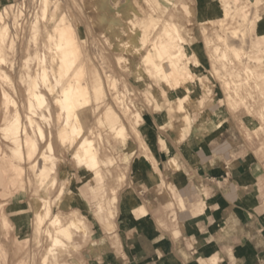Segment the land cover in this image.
I'll return each mask as SVG.
<instances>
[{
  "label": "rangeland",
  "instance_id": "obj_1",
  "mask_svg": "<svg viewBox=\"0 0 264 264\" xmlns=\"http://www.w3.org/2000/svg\"><path fill=\"white\" fill-rule=\"evenodd\" d=\"M53 1L56 3L52 2V5H57L56 16H60L67 12L79 31V35L82 38L84 45V52L87 54L90 62L87 73L88 77H90L91 69H96L102 76L106 85L107 96L102 98V101L100 100L99 103L93 101L94 103L91 104L92 106H89L92 112V119L88 126L89 129L87 128L85 131V135L93 138L96 146L98 145L97 147L102 158L101 169L105 175V180L101 188L89 187V181L92 184H95L96 182L91 181V173H86L84 169L77 164L74 155L75 148L62 146L58 142L57 130L63 122L62 115H60V109L54 102L55 97L59 95L58 90L51 92L48 91V88L45 86L41 87V90L47 94L48 103L51 109V112H49L47 108L39 110L47 115H51L48 116V118H42V120L40 117L41 115H38L42 112L39 111L35 116L37 122L39 121L46 132V138L44 140H41L38 137L36 127L30 126L28 122V80L32 74H35L38 71L39 65L37 63V54L45 51L48 52L47 45L49 44V40L47 39V34L52 30L54 25L50 15L51 12H49L48 17L44 20L42 17L40 0H0V10L4 7L10 9V16L5 19L10 27V34L3 52L5 60L0 59V72L9 75L8 79L0 76V174L6 175L8 173L7 175L12 178V173L15 171L12 168L9 169L2 161V158L6 154H11V149L9 147V144L11 143L9 139L4 138L1 128L6 123V118H12L16 111H20L23 125L28 133L39 139L40 152L46 149V145L49 141H53L54 146L56 145L55 154L57 148L58 154H56V156L61 153L63 154V158L57 156V173L47 178L45 182H42L38 178L36 173L37 169L35 170L32 167L33 163L31 162L23 164L26 167V173L19 181H17V183L4 185L6 179H4V181L0 179V211H3L7 207H4L2 204L3 198H10L11 205L8 209L10 208L11 210L15 209L19 200H25L26 198V201L31 203L29 208L34 211V214L42 209L43 201L48 200L52 204L51 215L55 216L58 214L62 218V225L66 226L73 234V239L68 242L69 247L67 249L62 250L60 248H54L52 246L51 238H48L46 233L43 232L48 229L54 232L55 229L54 225L51 223L52 216L50 215L47 217L38 229V234L42 238L38 239L34 236L33 239V249L37 250L35 255L36 264H40L39 260L41 258L42 264H66V255H69L70 258L82 257L86 249L93 247L94 235L89 231L84 215H87L92 221H97V219H99L107 226V228L113 227V219L115 218L118 202V193L126 187L127 178L129 177L130 151L135 149V147H138L140 150L138 155L141 156V158L153 160L155 162V159L149 153V148L147 147L141 131V124L144 119L143 111L146 108L155 111L159 110L157 107V99L153 95L155 90L156 92L162 89L166 90L167 97L170 100L166 105L165 103L163 105L162 102L163 108L161 109L162 111L158 112L160 116L156 117L157 122L161 128H165L168 125V121H171L169 124H171V127L174 125V129L177 130L179 138H184L186 136L191 124L198 123L203 117L209 115V112H207V108L209 107H213L214 109L219 108L216 113L217 115L222 113V111L227 112L233 114L235 119L241 122V117L245 113L250 115L255 114L261 119L258 111L264 106L263 101L258 103L259 94L261 96V94L263 95L264 93V43L261 44L259 49L255 51L252 50L251 52L248 42V39L252 36L251 35L248 36L245 43L240 44V50L244 56H247L248 54L252 55L254 53L255 57H253L255 60L253 57H250L251 60H247L245 63L247 66L253 67L254 71L257 72L256 76L259 78H257V80H260L259 83L261 85L260 87H253L255 86L254 80H251L252 82L248 84L244 83V76L240 78L238 82L242 85L239 86L240 96L237 98L240 100L236 103H233L229 99V94L234 93V88L227 87L223 81L226 76H218L214 70L205 39L208 34L211 35V38H217L218 34L226 37V30L223 28L221 29L218 22H215V20L217 21L222 16L223 5L221 0H211V3H207L209 0H196L195 6L197 15L193 18L195 23L193 19L188 17L181 5L178 4L177 1L179 0H175V6L170 5V11L174 8V10L178 12V14L176 13L177 21L184 22L185 24L180 23V26L182 29V35L187 39L185 47L190 57L188 60L190 61L188 67L194 74V79H191L190 81L187 79L185 80V76H182V88H178L176 85L171 87L167 82L154 76L147 67H144V69L141 68V73H135L134 70L136 66H139L140 63L142 64V59H140L141 56L134 54V52H120L113 49V44L122 39L116 37L114 32L120 27L126 26L128 19L125 16L123 17L122 22L116 23L112 27L108 20L115 16V12L108 11L103 4V0ZM141 1L142 6H140V8L148 7L145 0ZM250 1L251 0H239L241 5L250 4L247 8L252 9L250 7H253V4H251ZM22 3H24L23 6L25 8L24 16H21L20 14ZM122 8L124 9V7ZM258 8L263 17L261 23H264V0L260 2ZM179 16L182 17V19L179 18ZM36 17L39 20L40 25V32L38 33L37 39L34 38L31 28V24ZM158 21L159 20L157 19L152 22L154 25L151 27L152 33L150 34L152 40H154V38L157 39L164 24L162 23L163 21ZM230 25L233 26L231 23ZM204 28L206 37L204 34L205 32L203 31ZM12 37L16 38L15 41ZM48 54L49 56L51 55V53H47V55ZM257 54L262 58L261 64H258L259 60H257ZM195 59L199 60L198 64L195 63ZM128 60L130 62H128ZM50 64L51 63L48 60V65ZM238 64L237 67L235 66V68L232 69L238 70V68H243V66L240 67ZM240 71H242V69H240ZM113 76H115L118 83L116 89L111 87L112 85L109 80ZM230 78L231 77L229 76L226 79L233 81V79L230 80ZM251 86L254 90H257L256 94H254L255 91ZM185 88L191 90V94L194 98L191 104L193 118L181 125V118L177 114L170 112V105L172 102L174 103L177 98L185 94ZM4 91L9 92L10 97L16 100L17 103H7L4 99ZM249 91L252 92V96L256 97H250L253 99H246V101H248L244 104L241 100V93L248 96ZM200 96L203 97L204 104L202 103V100H200ZM154 102L155 105H153ZM164 102L167 101L164 100ZM108 107H113L115 109L119 122L121 121L120 123L126 126V134L111 131L105 124H100L99 119H102L104 112ZM124 107H126L127 112L126 110L124 111ZM245 107L246 111L244 109ZM242 110L244 111L242 112ZM177 116L178 122L175 121ZM261 120L264 122L263 118ZM181 126L187 128L185 134L179 133V128ZM262 128L263 129L260 130H264V125ZM47 139L49 140L47 141ZM161 142L166 144L164 138H161ZM36 159L40 160V155H37ZM54 176L58 179L56 183H53ZM62 187L65 188L66 194L60 195ZM93 187H95V185H93ZM114 189H116V191ZM66 195H71L73 197L75 203L72 207L70 206L72 201L67 206L63 205ZM115 196L117 197L116 199H114ZM138 211L143 214L139 209ZM4 219H6L8 223L7 225L2 223V225L6 227L10 222L7 217H3L2 222ZM52 248L54 250H52ZM48 255L50 256L48 260H46ZM68 264L70 263L68 262Z\"/></svg>",
  "mask_w": 264,
  "mask_h": 264
},
{
  "label": "crops",
  "instance_id": "obj_2",
  "mask_svg": "<svg viewBox=\"0 0 264 264\" xmlns=\"http://www.w3.org/2000/svg\"><path fill=\"white\" fill-rule=\"evenodd\" d=\"M218 109L207 108L184 138L171 121L159 126L162 110L143 111L142 136L155 162L138 147L130 151L113 227L84 215L93 247L66 255V264H264V122L248 113L239 122ZM2 202L0 264H36L33 239L42 237L31 203L19 200L11 210L10 198Z\"/></svg>",
  "mask_w": 264,
  "mask_h": 264
},
{
  "label": "bare ground",
  "instance_id": "obj_3",
  "mask_svg": "<svg viewBox=\"0 0 264 264\" xmlns=\"http://www.w3.org/2000/svg\"><path fill=\"white\" fill-rule=\"evenodd\" d=\"M40 1L42 17L45 20L48 17L49 12H51L50 15L54 25L52 30L47 34V39L49 40V44L47 45L48 52L45 51L43 53L37 54V63L39 65L38 71L35 74H32L28 80V122L30 126L36 127L38 137L41 140H44L46 138V132L39 121L37 122L35 116L38 114L40 109L47 108L49 112H51V109L48 103L47 94L41 90V87L45 86L48 88V91L51 92L58 90L59 95L55 97L54 102L59 107L60 115H62L63 118V122L57 130L58 142L63 146L75 148L74 155L77 164L82 169H84L86 173H91V181L96 182L95 184H92L89 181V187L101 188L105 180V175L101 169L102 158L97 147L98 145L96 146L93 138L85 135V131L87 128L89 129L88 126L92 119V112L89 106L94 103L93 101L99 103L102 98L107 96L106 85L102 76L96 69H91L90 77H88L87 73L90 62L88 60L87 54L84 52L82 38L80 37L79 31L75 23L72 21L70 15L66 11V13H63V11V14L56 16L57 5H52V2L55 1ZM261 1L262 0H251L250 3L253 4V7H250L252 9H248L247 7L250 4L241 5L239 0H221L223 5L222 16L217 21L215 20V22H218V25L221 26V29L223 28L226 30V37L222 36L221 34H218L217 38H211V35L209 34L206 37L205 28L203 30L205 32L203 33L205 34V41L210 53V60L212 61V65L214 66L216 74L221 77L226 76V78L230 76V80L233 79V81H229L226 78L223 80L227 87L234 88V93L229 94V99L233 103H236L240 100L237 98L240 96L239 86L242 84L238 81L243 76V78H245L244 83L249 84L254 80L255 86L253 87H260L261 85L259 83L260 80H257V72L254 71L253 67L247 66L245 63L247 60H251L250 57H253L254 53L252 55L248 54L247 56H244L240 50V44L245 43L248 36L251 35L252 36L248 39L251 52L252 50L255 51L259 49L261 44L264 43V23H261L263 17L260 14L258 8ZM145 2L149 8H140V6H142L141 0H103V4L106 9L108 11L115 12V16L113 18H108V21L112 27L114 24L122 22L123 17L126 16L128 19L126 26H122L114 32L116 37H120L122 39H120L119 42L113 44V49L120 52H134V54L141 56L140 59H142V64L140 63L139 66H136L134 70L135 73H141L142 69L147 67V69L152 74H154V76L167 82L171 87L176 85V87L182 88V76H185V80L187 79L190 81L191 79H194V74L188 67L190 63L188 60L190 57L185 47L187 39L182 35V29L180 26V23L184 24V22L177 21L176 15L178 12H176L174 8H172L170 11V5L175 6L176 1L145 0ZM177 2L179 5H181L189 18L193 19L197 15L195 6L196 0H179ZM211 2L212 1L209 0L207 3ZM23 4L24 3H22V7H20L21 16H24L25 14V8ZM122 7H124V9ZM9 16V8L4 7L2 10H0L1 60H5L3 52L10 34V27L5 21L6 18H9ZM180 16L179 18L182 19ZM157 19L159 20L158 22L163 21L162 23L164 24L157 39L154 38V40H152L150 38V34L152 33L151 27L154 26L152 22ZM230 23L233 26H231ZM31 25L34 38L37 39L38 33L40 32V25L37 17L33 20ZM15 39L16 38H14V41ZM47 53H51V57L49 54L47 55ZM258 54V64H261L262 58ZM48 60L51 63L50 65H48ZM128 62L130 61L128 60ZM195 63L198 64L199 60L195 59ZM237 64L240 67L243 66V68H240L242 71H240L239 68L238 70L232 69L235 68V66L237 67ZM257 75L260 76L259 74ZM0 76L4 77L5 79L9 78L8 74H3L2 72H0ZM109 80L112 85L111 87L116 89L118 87V83L115 76L111 77ZM253 87L251 86V88ZM185 89V94L177 98L175 102H172L170 105V112L177 114L181 118V125H183V123L188 120H192L193 118L191 104L194 98L191 94V90L188 88ZM254 91V94H256L257 90ZM3 94L7 103H17L16 100L10 97L9 92L4 91ZM153 95L157 99V107L159 110L163 108V99H165L168 103L170 102L167 97L166 90L162 89L157 92L155 90ZM241 97V100L244 102V104H246L248 101H246V99H253L250 97L254 96H252V92L249 91L248 96L241 93ZM258 98V103L260 101L264 102V93L263 95L261 94V96L259 94ZM200 100H202V103L204 102L203 97H201ZM124 108L125 111L126 107ZM244 109L246 111V107ZM243 111L244 110H242V112ZM258 112L260 113L261 119H264V106L261 107ZM38 115H41V119L51 116L43 112ZM99 122L100 124H105L106 127H108V129L111 131L126 134V126L120 123L121 121L119 122L117 113L113 107L106 108L104 116L102 119H99ZM262 127L263 125L260 127V129H263ZM172 128L174 129V125H172ZM179 131L180 134H185L187 132V128L181 126ZM1 132L4 138L9 139L11 143L9 144L11 154H6L2 158V161L4 165L8 166L9 169L12 168L15 170L14 173H12V178H10L11 176L7 175L8 173L6 175L0 174L1 180L4 181V179H6L4 185L15 184L20 180V178H22V176L26 173V167L23 165L26 162L33 163L32 167L35 170L37 169V176L42 182H45L47 178L57 173V156L55 154V146L53 141H49L46 145V149L40 152L41 149L39 139L28 133L27 129L23 125L20 111H16L12 118H6V123L2 126ZM37 155H40V160L36 159ZM57 180V177L54 176L53 183H56ZM93 185H95V187H93ZM62 194H66L64 187H62L60 190V195ZM72 200L73 197L71 195H66L63 205H69ZM42 205V209L36 213L35 218L38 229L46 220V218L52 214L51 202L44 200ZM20 209L21 208H19V210ZM51 220V223L55 227L54 232H52L50 229L44 230L43 232L46 233L48 238H51L52 246L54 248H60L62 250L67 249L69 247L68 242L73 239V234L66 226L62 225V218L58 214L55 216L53 215ZM2 223L7 225L8 222L6 219H4ZM52 250L54 249L52 248ZM49 256L50 255L46 257V260H48ZM213 260L215 264L216 259Z\"/></svg>",
  "mask_w": 264,
  "mask_h": 264
}]
</instances>
